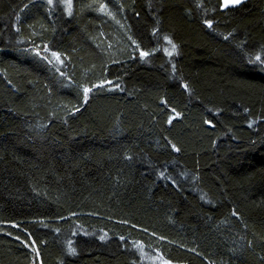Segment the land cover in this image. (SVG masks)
Segmentation results:
<instances>
[{
  "label": "trees",
  "instance_id": "obj_1",
  "mask_svg": "<svg viewBox=\"0 0 264 264\" xmlns=\"http://www.w3.org/2000/svg\"><path fill=\"white\" fill-rule=\"evenodd\" d=\"M143 252L264 264V0H0V264Z\"/></svg>",
  "mask_w": 264,
  "mask_h": 264
},
{
  "label": "rangeland",
  "instance_id": "obj_2",
  "mask_svg": "<svg viewBox=\"0 0 264 264\" xmlns=\"http://www.w3.org/2000/svg\"><path fill=\"white\" fill-rule=\"evenodd\" d=\"M50 1H54V0H50ZM65 3H67L68 2V0H63ZM242 0H240V2H241ZM223 3H224V5H225V0H223ZM232 4H237V3H233V2H231V0H230V2H229V5H232ZM48 51H46V53H47ZM143 253H145V252H143ZM146 256V258H147V260L151 263V264H176V263H173V262H171V261H169V260H167V259H164L163 257H161L160 255H158V254H154V255H147V253H145L144 254V257Z\"/></svg>",
  "mask_w": 264,
  "mask_h": 264
},
{
  "label": "snow or ice",
  "instance_id": "obj_3",
  "mask_svg": "<svg viewBox=\"0 0 264 264\" xmlns=\"http://www.w3.org/2000/svg\"><path fill=\"white\" fill-rule=\"evenodd\" d=\"M229 2H230V0H225V7H228V6H229ZM231 2H233V3H239L240 0H231ZM173 47H175V46H173ZM53 55H55V54H53ZM144 55H146V54H144ZM57 58H58V57H57ZM257 59L259 60L260 58L257 57ZM87 91H88V89H85V93H87ZM169 122H170V121H169Z\"/></svg>",
  "mask_w": 264,
  "mask_h": 264
}]
</instances>
